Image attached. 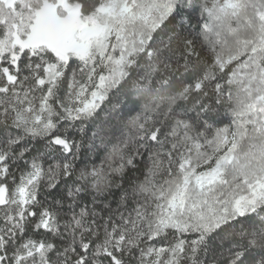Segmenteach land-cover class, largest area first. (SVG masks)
<instances>
[{
    "label": "snow or ice",
    "instance_id": "6c2138e0",
    "mask_svg": "<svg viewBox=\"0 0 264 264\" xmlns=\"http://www.w3.org/2000/svg\"><path fill=\"white\" fill-rule=\"evenodd\" d=\"M0 264H264V0H0Z\"/></svg>",
    "mask_w": 264,
    "mask_h": 264
}]
</instances>
